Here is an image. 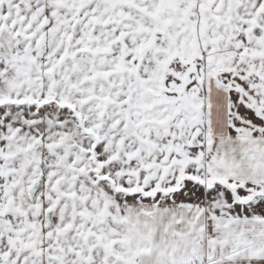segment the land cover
<instances>
[{"label":"snow or ice","instance_id":"obj_1","mask_svg":"<svg viewBox=\"0 0 264 264\" xmlns=\"http://www.w3.org/2000/svg\"><path fill=\"white\" fill-rule=\"evenodd\" d=\"M0 264H264V0H0Z\"/></svg>","mask_w":264,"mask_h":264}]
</instances>
